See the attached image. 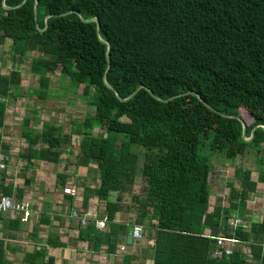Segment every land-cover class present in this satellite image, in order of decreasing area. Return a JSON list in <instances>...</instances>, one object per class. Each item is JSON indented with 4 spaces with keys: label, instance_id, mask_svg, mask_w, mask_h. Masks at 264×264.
<instances>
[{
    "label": "trees",
    "instance_id": "trees-1",
    "mask_svg": "<svg viewBox=\"0 0 264 264\" xmlns=\"http://www.w3.org/2000/svg\"><path fill=\"white\" fill-rule=\"evenodd\" d=\"M35 2L0 0V44L10 40L16 64L36 53L29 69L39 86L27 90L28 99L48 100L51 76L58 71L75 90L83 86L80 97L92 108L69 132L53 121L41 122L35 109L19 131L27 165H56L77 149L74 166L87 168L94 184L84 185L79 213L95 197L104 202L107 222L99 230L93 220L81 226L73 219L76 240L86 241L94 254L112 257V264H132L137 256L120 254L118 247L132 245L126 237L133 223L117 221L116 214L134 211V224H147L154 242L143 249L140 263L148 257L152 264H264V217L247 209L257 181L264 191V0H37L36 7ZM21 80L18 69L0 72V129L9 101L21 93ZM73 135L80 139L77 147ZM212 152L226 160L252 156L254 163L235 167L239 186L230 183L228 205L210 209ZM66 169L56 177L71 209L76 194ZM137 175L145 182L141 194L133 193ZM3 191L11 195L12 184ZM128 193L134 210L125 204ZM233 215L250 228H227ZM222 227L250 253L211 257L213 237ZM47 243L66 246L55 235ZM4 254L1 241L0 264H9ZM45 254L42 248L25 261L43 264Z\"/></svg>",
    "mask_w": 264,
    "mask_h": 264
},
{
    "label": "rangeland",
    "instance_id": "rangeland-1",
    "mask_svg": "<svg viewBox=\"0 0 264 264\" xmlns=\"http://www.w3.org/2000/svg\"><path fill=\"white\" fill-rule=\"evenodd\" d=\"M10 40H7L4 44H0V72L8 73L12 69H18L22 73L21 80V93L18 96L19 98L14 101H9L11 108L13 109L11 112V116L8 117L7 121L8 127L3 130L5 137H9V142L13 143V146L21 145L23 141L21 138L19 139L15 135H19L20 128L22 126L23 119L28 115L36 114L34 110H38L37 116L39 117L41 122L53 121L56 124H60L64 127L65 132H69L71 130V126H73V121L82 120L83 116L87 113L92 112V108L86 105L85 101L80 97V94L83 91V86H79L76 90L72 88L70 82L67 79H62L57 71L55 74L51 76L52 83L50 84V97L48 100L42 99H28L26 96L28 89L38 88L39 81L38 77L33 75L30 72V62L32 56L36 55V53H31L26 57V60L23 63L16 64L11 59L10 54ZM30 105V106H29ZM244 114V111H242ZM247 123H250L251 119L246 116ZM41 125H37V129H39ZM95 134H103L105 135V131L99 128L94 129ZM2 133V132H1ZM79 137L76 135L72 136V144L75 147L79 144ZM2 143V142H1ZM73 155L70 156V159L67 161L63 160L59 164L55 166L51 163L49 165L43 163V167H52L46 169L43 173L44 176H47V189L55 190L58 187L57 179H55V172L59 170L60 172L65 171V167L67 166L70 190L73 188L75 190V194H81L82 186L84 184H90L91 182L87 181L85 172L87 170L84 167L76 168L74 166V155H76L77 149H73ZM223 155V154H222ZM220 153L212 152L210 156V161L213 164V168L210 174V188H211V199H210V208L215 204L220 203L222 205H228V198L230 194V183L234 184L235 187L239 186V181L234 179V171L235 167L242 166H252L254 163V158L250 156L249 158L237 157L236 159L226 160ZM63 158H66V154H64ZM69 160V161H68ZM69 163V164H68ZM142 163V157L140 158L139 165ZM53 166L56 170H53ZM85 170V171H84ZM55 171V172H54ZM252 180L257 181V172L253 170ZM145 186V182L141 175H137L135 185L133 188L134 194H141L143 188ZM79 188V189H78ZM41 190V189H40ZM36 191V190H34ZM54 194H59V190H55ZM63 193V192H62ZM53 195V193L51 192ZM76 196V198H77ZM33 198L37 199L38 194H34ZM57 198V197H56ZM58 198H62L58 196ZM60 200V199H59ZM248 211L249 213L258 218L264 214V191L262 187V183L257 181L256 191L254 196L248 201ZM56 205H59V202L56 199ZM125 204H130L135 209L136 205L132 203L130 194L125 195ZM91 211L95 212L97 215L102 216L104 211V202L92 199L91 200ZM129 216V217H128ZM117 213L116 220L117 221H128L134 224V219L136 216V212L131 211V213ZM260 217V218H261ZM128 218H131L129 220ZM144 235L139 245L135 247L137 252H140L142 249H145L148 244V238L146 236L149 235L150 230L147 224H144ZM131 229V228H130ZM76 234V233H75ZM130 247V246H128ZM138 254V253H136ZM104 254L101 257L95 256V260L90 259L88 264H100L105 262ZM135 264H146L140 263L136 261ZM151 264V261L148 262Z\"/></svg>",
    "mask_w": 264,
    "mask_h": 264
},
{
    "label": "crops",
    "instance_id": "crops-1",
    "mask_svg": "<svg viewBox=\"0 0 264 264\" xmlns=\"http://www.w3.org/2000/svg\"><path fill=\"white\" fill-rule=\"evenodd\" d=\"M11 105L12 104L8 103L5 125L2 129H0L3 139L6 138V134H4L3 130L8 127L7 125L9 122L7 119L9 116H11V112L13 110ZM15 136H17L19 139H23L20 134ZM0 145L2 146V150H4L5 153H12L8 172L3 175L2 189L3 187L12 184L13 191L11 196L19 199L17 196V190L22 191V196L19 200L25 199L29 201L31 204V209L33 210L32 217H24L20 214L17 216H12L11 214L0 215V242L2 241L4 245L5 262L9 264H28L25 261L26 255L36 252L42 248H45L46 250V254L42 259L43 264H88L90 259L95 260V256L101 257L103 253L94 254L89 251L86 241L76 240L78 230L76 229L74 225L75 223L71 218L72 211L79 210L80 208L84 191L83 188L84 185L87 184L82 186L83 188L80 190L81 194H78L80 196L75 198L74 205L70 209L64 202L65 200L62 193L63 188L59 186V183L58 187L55 189L59 190V194H54V192H56L55 190L53 191L47 189V176H44L43 174L48 167H45V165L43 167V163L47 164V162L34 161V166L27 165V161L21 155L27 146L26 142L23 141L21 145L13 146L12 142L3 140ZM49 164L50 163L47 165ZM54 166L53 170H56ZM84 169L87 170L86 167H84ZM68 170L69 169L67 168V183L70 185L71 182L69 181V177L73 178V176H69ZM58 172L60 171L56 170L55 179H57L56 174ZM85 173V179H87L88 182H91L90 186H93V181L88 178V172ZM34 194H38L37 199L33 198ZM58 196L62 198H58ZM56 199L59 202V205H56ZM92 199L95 200L97 198L94 197L90 199L89 207L91 206ZM46 203L50 204L48 210L45 208ZM260 217L259 220H262L264 214L261 218ZM51 235L57 236L61 242L66 244V246L55 247L49 245L47 240ZM148 236L146 237L148 238L149 243L151 239ZM142 251L143 249L140 252H137L134 245H131L130 247H126L125 254H133L134 256H137L132 261V264H135L136 261L141 258ZM104 259L110 260L111 264L113 263V258L107 257L105 254ZM149 261H151L152 264V260L146 257V264H148Z\"/></svg>",
    "mask_w": 264,
    "mask_h": 264
},
{
    "label": "built area",
    "instance_id": "built-area-1",
    "mask_svg": "<svg viewBox=\"0 0 264 264\" xmlns=\"http://www.w3.org/2000/svg\"><path fill=\"white\" fill-rule=\"evenodd\" d=\"M9 141V137L1 139ZM24 142L25 140L22 139ZM1 141V142H2ZM22 141V142H23ZM21 142V144H22ZM1 144V143H0ZM16 153V152H15ZM12 153H5L4 150H2V146L0 145V215L3 214H11L12 216L17 215H23L24 217H32L33 210L31 209V204L27 200H19L15 197H12L9 194H6L2 189V179L3 175L8 172V167L10 163V157ZM72 191H75L73 188H71ZM77 196V195H76ZM72 219H78L80 221L81 226L87 225V222L89 220H93L95 223V226L99 230H104L106 227V216H99L95 212L91 211V208L89 207L86 209V211H81L79 213V210H73L71 213ZM227 228L235 230L237 227H243L245 229L250 228V222L242 219L241 217L237 215L231 216L226 224ZM225 227L221 228V233L217 236H214L213 238L216 241V248L211 253V257L213 258H220L223 256H229L231 255L235 250H239L245 254H249L250 250L249 247L239 239L233 238V237H227L224 233ZM132 232V245L136 247L139 245L140 241L142 240V237L144 235V226L142 224H133L131 225ZM149 246L153 247L154 242L153 240H150ZM126 244H122L119 247V253L125 254L126 253Z\"/></svg>",
    "mask_w": 264,
    "mask_h": 264
},
{
    "label": "water",
    "instance_id": "water-1",
    "mask_svg": "<svg viewBox=\"0 0 264 264\" xmlns=\"http://www.w3.org/2000/svg\"><path fill=\"white\" fill-rule=\"evenodd\" d=\"M36 5H37V0H36V2H35V7H36ZM47 17H49V15L47 16ZM46 17V18H47ZM81 17V16H80ZM82 18V17H81ZM91 20H94V21H97V19H91ZM98 29H99V24H98ZM200 98V97H199ZM245 128V127H244ZM132 232L131 231H129L128 232V234H127V237H126V243L127 244H132L133 243V241H132Z\"/></svg>",
    "mask_w": 264,
    "mask_h": 264
}]
</instances>
